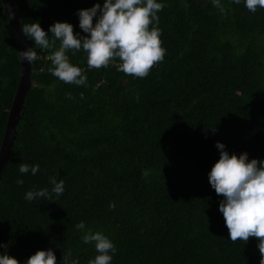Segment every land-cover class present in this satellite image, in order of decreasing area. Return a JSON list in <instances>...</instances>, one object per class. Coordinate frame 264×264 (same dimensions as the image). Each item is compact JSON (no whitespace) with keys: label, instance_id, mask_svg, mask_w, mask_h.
<instances>
[{"label":"trees","instance_id":"obj_1","mask_svg":"<svg viewBox=\"0 0 264 264\" xmlns=\"http://www.w3.org/2000/svg\"><path fill=\"white\" fill-rule=\"evenodd\" d=\"M13 2L21 27L39 20L47 31L66 20L87 35L77 10L97 0ZM163 3L158 27L166 52L146 77L118 71L119 58L89 68L81 49L66 55L87 84L65 83L49 71L55 49H37L0 175V252L23 261L51 247L57 264L63 255L87 264L97 252L75 227L84 221L116 244L111 264H260L259 238L230 240L208 172L220 155L217 141L264 159V8L251 12L232 0H222L224 11L211 0ZM19 64L0 0V145ZM20 163L40 168L22 174ZM53 177L65 181L63 194L25 199L34 186L51 192Z\"/></svg>","mask_w":264,"mask_h":264},{"label":"clouds","instance_id":"obj_2","mask_svg":"<svg viewBox=\"0 0 264 264\" xmlns=\"http://www.w3.org/2000/svg\"><path fill=\"white\" fill-rule=\"evenodd\" d=\"M243 3L251 12L264 8V0H232ZM211 3L224 11L222 0ZM163 0H97L91 7L77 10L81 32H74V25L66 20H57L46 31L39 20L22 25V32L34 41L35 47L20 51V61L30 64L38 59L37 49L54 48L49 59L53 67L51 74L65 83L77 86L87 84L86 73L70 62L68 50L87 53L89 68H101L119 58L117 70L126 75L146 77L151 67L164 59L166 48L162 46V29L158 27V12L164 8ZM95 18V21H94ZM49 32L51 35H49ZM59 47L56 48V42ZM48 57V56H46ZM220 155L208 172L210 185L217 195L222 196L219 211L223 214L229 230L230 240L247 242L250 237L259 238L257 246L261 253L260 264H264V159L251 158L247 151L237 154L229 152L225 143L216 142ZM40 165L19 164V172L35 175ZM23 185V178H18ZM48 188L33 187L25 193L28 201L41 198L51 199L65 191V181L51 179ZM115 207L114 204L110 205ZM83 231L84 243H92L96 249L95 258L87 264H111L117 252L114 241L101 230H93L84 221L75 225ZM0 264H57L53 248L37 249L27 259L21 261L7 252H0ZM59 264H80L79 260H69L64 256Z\"/></svg>","mask_w":264,"mask_h":264},{"label":"water","instance_id":"obj_3","mask_svg":"<svg viewBox=\"0 0 264 264\" xmlns=\"http://www.w3.org/2000/svg\"><path fill=\"white\" fill-rule=\"evenodd\" d=\"M5 6V10L8 15L10 25L14 32L15 42L19 54V81L16 93L13 98L12 105L9 109L8 119L5 127V132L0 145V175L4 169L10 152L13 146V142L16 136V127L21 118V110L24 105L25 97L32 86L30 75L32 73V63L27 61H20V51L26 50L29 46L26 41L25 35L22 32L21 23L17 16V11L13 0H1Z\"/></svg>","mask_w":264,"mask_h":264}]
</instances>
